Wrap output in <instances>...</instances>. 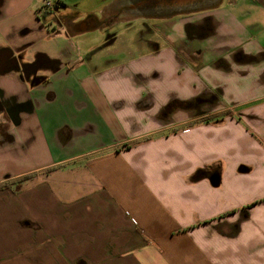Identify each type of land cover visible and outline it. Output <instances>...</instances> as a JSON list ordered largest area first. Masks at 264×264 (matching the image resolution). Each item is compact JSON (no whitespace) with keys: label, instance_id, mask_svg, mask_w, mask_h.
<instances>
[{"label":"crops","instance_id":"1","mask_svg":"<svg viewBox=\"0 0 264 264\" xmlns=\"http://www.w3.org/2000/svg\"><path fill=\"white\" fill-rule=\"evenodd\" d=\"M52 1L0 0V264H264V0Z\"/></svg>","mask_w":264,"mask_h":264},{"label":"flooded vegetation","instance_id":"2","mask_svg":"<svg viewBox=\"0 0 264 264\" xmlns=\"http://www.w3.org/2000/svg\"><path fill=\"white\" fill-rule=\"evenodd\" d=\"M163 8L165 13H169V11H171L170 7L168 6H165ZM48 14L51 18L50 22L51 25H53V27H57L59 23H69V20L72 17L71 15H67V14L66 15L59 14L57 11V7L51 9Z\"/></svg>","mask_w":264,"mask_h":264},{"label":"water","instance_id":"3","mask_svg":"<svg viewBox=\"0 0 264 264\" xmlns=\"http://www.w3.org/2000/svg\"><path fill=\"white\" fill-rule=\"evenodd\" d=\"M194 2L196 4H198L200 2V0H176V2H174V0H164V2L161 4V6L165 7V6L179 5L180 7H184L185 5H188V3H194ZM154 6L155 5L148 4V8H154ZM213 180H215V179H213Z\"/></svg>","mask_w":264,"mask_h":264},{"label":"rangeland","instance_id":"4","mask_svg":"<svg viewBox=\"0 0 264 264\" xmlns=\"http://www.w3.org/2000/svg\"><path fill=\"white\" fill-rule=\"evenodd\" d=\"M97 3H95V5H96ZM93 5V4H92ZM126 25H128V24H126ZM126 25H123V26H126ZM131 26H135V24H132ZM130 27V26H129ZM123 30V27H120L119 25L118 26H116L115 28H114V31L115 32H121ZM124 35H123V37L124 38H126L127 40H128V38H129V36H132L131 34L129 35L127 32H125V33H123ZM133 37H130V40L132 39ZM124 41H126L125 39H123ZM123 40H121L120 39V41L118 42V43H122L123 42ZM96 41L98 42V39H96Z\"/></svg>","mask_w":264,"mask_h":264},{"label":"built area","instance_id":"5","mask_svg":"<svg viewBox=\"0 0 264 264\" xmlns=\"http://www.w3.org/2000/svg\"><path fill=\"white\" fill-rule=\"evenodd\" d=\"M44 9H46L47 11H50L51 9H53L55 7L54 5V2L52 0H43V6H42ZM56 28L57 27H54L53 30L54 33H56Z\"/></svg>","mask_w":264,"mask_h":264},{"label":"trees","instance_id":"6","mask_svg":"<svg viewBox=\"0 0 264 264\" xmlns=\"http://www.w3.org/2000/svg\"><path fill=\"white\" fill-rule=\"evenodd\" d=\"M4 187V185L0 186V188Z\"/></svg>","mask_w":264,"mask_h":264}]
</instances>
